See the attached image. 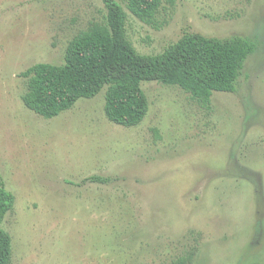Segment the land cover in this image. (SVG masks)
I'll return each mask as SVG.
<instances>
[{"label": "rangeland", "instance_id": "obj_1", "mask_svg": "<svg viewBox=\"0 0 264 264\" xmlns=\"http://www.w3.org/2000/svg\"><path fill=\"white\" fill-rule=\"evenodd\" d=\"M172 1L152 25L125 10L138 54L158 55L184 33L248 38L255 52L235 93H214L207 108L143 82L148 112L124 128L104 115L105 89L49 120L20 100V73L63 63L69 41L103 21L102 1L0 0L10 264H264V0Z\"/></svg>", "mask_w": 264, "mask_h": 264}, {"label": "trees", "instance_id": "obj_2", "mask_svg": "<svg viewBox=\"0 0 264 264\" xmlns=\"http://www.w3.org/2000/svg\"><path fill=\"white\" fill-rule=\"evenodd\" d=\"M101 1L106 12L103 21L90 23L69 41L63 63H36L20 73L26 80L20 97L25 109L49 120L70 110L78 100L92 99L105 89L106 119L133 128L148 112L143 82L178 87L204 108L214 93H235L244 64L255 52L253 41L238 36L216 39L184 33L162 53L140 55L126 38V11L152 25L163 4L173 1L124 0L125 9L115 0ZM87 181L108 180L92 176ZM13 205V194L0 181V264L11 262V238L2 224ZM178 264L187 262L181 259Z\"/></svg>", "mask_w": 264, "mask_h": 264}]
</instances>
